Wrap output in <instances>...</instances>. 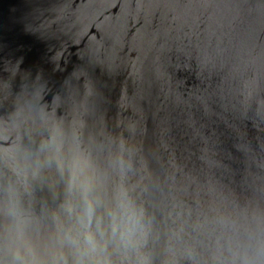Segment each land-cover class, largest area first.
<instances>
[{
    "label": "water",
    "instance_id": "95a60500",
    "mask_svg": "<svg viewBox=\"0 0 264 264\" xmlns=\"http://www.w3.org/2000/svg\"><path fill=\"white\" fill-rule=\"evenodd\" d=\"M0 264H264V0H0Z\"/></svg>",
    "mask_w": 264,
    "mask_h": 264
}]
</instances>
